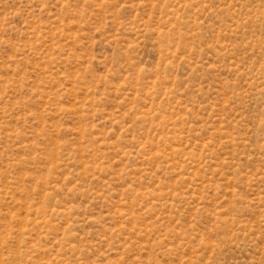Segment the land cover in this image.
I'll return each instance as SVG.
<instances>
[{"label":"rangeland","instance_id":"rangeland-1","mask_svg":"<svg viewBox=\"0 0 264 264\" xmlns=\"http://www.w3.org/2000/svg\"><path fill=\"white\" fill-rule=\"evenodd\" d=\"M0 264H264V0H0Z\"/></svg>","mask_w":264,"mask_h":264}]
</instances>
